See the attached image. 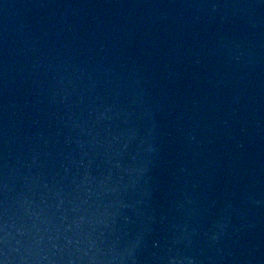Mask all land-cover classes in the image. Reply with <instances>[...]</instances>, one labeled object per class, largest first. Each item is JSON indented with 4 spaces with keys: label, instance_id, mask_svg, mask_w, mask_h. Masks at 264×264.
Returning <instances> with one entry per match:
<instances>
[{
    "label": "water",
    "instance_id": "water-1",
    "mask_svg": "<svg viewBox=\"0 0 264 264\" xmlns=\"http://www.w3.org/2000/svg\"><path fill=\"white\" fill-rule=\"evenodd\" d=\"M0 264H264V0H0Z\"/></svg>",
    "mask_w": 264,
    "mask_h": 264
}]
</instances>
